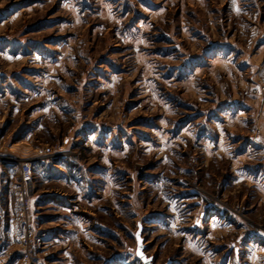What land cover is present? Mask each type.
<instances>
[{
    "label": "rangeland",
    "instance_id": "rangeland-1",
    "mask_svg": "<svg viewBox=\"0 0 264 264\" xmlns=\"http://www.w3.org/2000/svg\"><path fill=\"white\" fill-rule=\"evenodd\" d=\"M235 99L256 112L243 122L222 112ZM261 104L264 0H0V135L22 160L35 149L72 160L87 212L109 227L75 264H142L138 221L155 262L197 264L187 253L199 243L196 200L185 193L227 204L217 193L231 173L213 121L233 142L264 121ZM17 166L4 165L13 186ZM257 214L248 218L263 230ZM19 229L0 241V264H51L36 242L24 257Z\"/></svg>",
    "mask_w": 264,
    "mask_h": 264
},
{
    "label": "crops",
    "instance_id": "crops-1",
    "mask_svg": "<svg viewBox=\"0 0 264 264\" xmlns=\"http://www.w3.org/2000/svg\"><path fill=\"white\" fill-rule=\"evenodd\" d=\"M228 105V110L222 112H234L241 117V122L247 118L244 114L250 116L252 111L256 112L255 105L251 102L242 105L235 99ZM260 108L262 115L263 105ZM213 124L217 129V146L224 144L223 157L230 158L231 161L229 184L217 193L220 197L223 195L222 200L227 204L205 195H196L191 190L185 193L187 197L192 195L196 200V238L199 242L196 250L187 253L196 255L197 264H264V229L258 228L259 225L248 218L253 212H257L259 222L264 224V214H260L264 212V121L261 116L254 118V124L246 137L237 136L236 139L232 138L233 142L225 140V131L222 132L220 127L224 125L223 122L218 126L214 119ZM5 125L6 122L0 119V132ZM4 139L5 136L0 135V241L9 243L14 237L18 238L20 231L17 219L19 166L17 185L13 186L14 181L9 179L10 175L4 165L5 162L14 161L1 156L16 157L19 153L13 149L15 144H7ZM33 156L39 157L30 192L34 224L43 241L38 253L44 256L42 259L50 260L51 264H75L73 259L78 255L88 257L92 244L103 245L102 235L110 236L109 227L101 221H95L91 217L92 212H87L86 205L93 203L86 201V189L79 185L83 184L82 176L79 174L78 178L77 168L73 167L75 164L72 160L57 155H44L38 149L30 154V157ZM241 183L244 188H241ZM41 184L47 187H40ZM54 184L66 186L67 189H60ZM68 189L77 196L76 202L68 200L67 197L71 196ZM104 210L100 209L101 212ZM96 222L98 230L94 228ZM190 258L187 255L180 263L174 258L170 259L171 264H191ZM117 262L116 258L108 264Z\"/></svg>",
    "mask_w": 264,
    "mask_h": 264
},
{
    "label": "built area",
    "instance_id": "built-area-1",
    "mask_svg": "<svg viewBox=\"0 0 264 264\" xmlns=\"http://www.w3.org/2000/svg\"><path fill=\"white\" fill-rule=\"evenodd\" d=\"M38 159L39 157L25 160L17 157L11 159L19 163L20 189L17 219L22 229L20 236L21 250L27 259L31 257V247L34 243L36 242L38 246L43 243L41 237L35 235L30 199L31 185L34 181L33 165Z\"/></svg>",
    "mask_w": 264,
    "mask_h": 264
},
{
    "label": "water",
    "instance_id": "water-1",
    "mask_svg": "<svg viewBox=\"0 0 264 264\" xmlns=\"http://www.w3.org/2000/svg\"><path fill=\"white\" fill-rule=\"evenodd\" d=\"M144 233V225L142 221L137 222V229L134 233V238L136 242V246L134 249V253L138 260L142 264H155V258L153 255L148 254V247L145 244L146 239L143 236ZM171 259H167L163 264H171Z\"/></svg>",
    "mask_w": 264,
    "mask_h": 264
}]
</instances>
